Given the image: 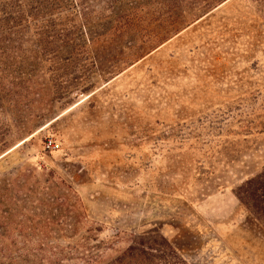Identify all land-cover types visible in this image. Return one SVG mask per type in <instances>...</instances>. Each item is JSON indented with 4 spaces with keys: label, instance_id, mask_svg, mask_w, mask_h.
I'll return each mask as SVG.
<instances>
[{
    "label": "rangeland",
    "instance_id": "rangeland-1",
    "mask_svg": "<svg viewBox=\"0 0 264 264\" xmlns=\"http://www.w3.org/2000/svg\"><path fill=\"white\" fill-rule=\"evenodd\" d=\"M139 3L164 38L95 44L65 96L44 76L0 113V264H108L155 229L189 264H264L233 192L264 166V0Z\"/></svg>",
    "mask_w": 264,
    "mask_h": 264
},
{
    "label": "trees",
    "instance_id": "trees-1",
    "mask_svg": "<svg viewBox=\"0 0 264 264\" xmlns=\"http://www.w3.org/2000/svg\"><path fill=\"white\" fill-rule=\"evenodd\" d=\"M116 1L0 0V113L15 104L13 97L20 98L22 93L26 97L35 82L44 76L50 81L55 98L65 96L67 84L62 85V81L76 74V63L95 64L91 57L95 44L122 47L129 60L166 36L163 21L154 19V13L147 11L140 0H129L122 14L114 12V22V18L107 21L108 15H102L113 12ZM172 15L175 12L165 13V22ZM105 24L115 26L102 30ZM66 64L73 67L64 72ZM4 135L0 138V151L7 143ZM233 192L264 228V166L242 180ZM108 264L189 263L155 229L134 235L124 251Z\"/></svg>",
    "mask_w": 264,
    "mask_h": 264
},
{
    "label": "built area",
    "instance_id": "built-area-1",
    "mask_svg": "<svg viewBox=\"0 0 264 264\" xmlns=\"http://www.w3.org/2000/svg\"><path fill=\"white\" fill-rule=\"evenodd\" d=\"M44 146L48 149H53L57 146V143L53 138L48 137L44 143Z\"/></svg>",
    "mask_w": 264,
    "mask_h": 264
}]
</instances>
